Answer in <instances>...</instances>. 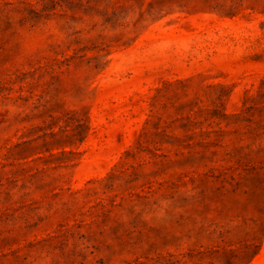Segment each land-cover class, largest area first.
<instances>
[{
  "label": "rangeland",
  "instance_id": "rangeland-1",
  "mask_svg": "<svg viewBox=\"0 0 264 264\" xmlns=\"http://www.w3.org/2000/svg\"><path fill=\"white\" fill-rule=\"evenodd\" d=\"M0 264H264V0H0Z\"/></svg>",
  "mask_w": 264,
  "mask_h": 264
}]
</instances>
